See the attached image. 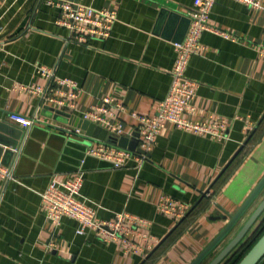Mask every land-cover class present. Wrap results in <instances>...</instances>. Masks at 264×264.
Masks as SVG:
<instances>
[{
  "label": "crops",
  "instance_id": "obj_1",
  "mask_svg": "<svg viewBox=\"0 0 264 264\" xmlns=\"http://www.w3.org/2000/svg\"><path fill=\"white\" fill-rule=\"evenodd\" d=\"M49 1L0 0V164L14 168L12 180L0 177V264H143L153 252L146 264H191L227 225L218 218L234 215L264 176V0H257L260 9L217 0L209 23L230 38L203 33L201 51L187 67V77L198 84L189 118L208 125L223 122L225 138L198 136L168 123L148 161L140 166L131 160L119 169L86 154L83 143L98 140L101 130L107 142L112 136L108 128L88 120L92 126L84 129L75 118L86 120L85 113L111 98L126 108L119 115L124 124L120 137L133 140L138 125L133 114L153 116L170 92L174 45L189 33L194 0ZM59 1L115 12L111 36L77 42L58 24ZM42 67L78 84L74 112L54 107L47 100L51 94L42 100L22 89L46 86ZM11 114L37 115L42 123L25 130L10 120ZM76 128L87 139L69 133ZM78 174L84 175L82 200L98 219L127 212L147 221L130 236L136 253L91 230L79 235L78 222L69 217L53 226L42 195L54 178ZM162 197L183 202L190 211L197 208L185 213L181 223L159 211ZM263 198L205 264L225 248Z\"/></svg>",
  "mask_w": 264,
  "mask_h": 264
},
{
  "label": "built area",
  "instance_id": "obj_2",
  "mask_svg": "<svg viewBox=\"0 0 264 264\" xmlns=\"http://www.w3.org/2000/svg\"><path fill=\"white\" fill-rule=\"evenodd\" d=\"M253 8L260 9L261 3L257 0H236ZM54 4L53 1H49ZM217 0H194V7L188 13L190 19L189 33L182 43L174 45L177 54L176 63L172 70V86L169 94L158 103L153 116H144L137 113L133 117L137 121L138 148L142 153L121 148L110 142H93L87 154L91 157L111 163L114 168H126L131 160L142 166L149 160L150 154L157 142V138L168 123L174 124L179 130L194 133L198 136H207L214 140L225 138L226 125L223 122L208 125L194 122L189 115L194 112L193 100L197 94L198 84L187 77V67L192 55L201 51V36L205 32H212L230 38L218 28L209 23V17ZM56 6L61 11L58 24L68 28L79 43L87 44L92 39L109 38L113 25L117 21L115 12L99 10L92 7L59 1ZM264 54V46L263 51ZM39 73L45 76L47 84L41 86H23L33 94L47 98L54 107L61 111L74 112L80 88L74 80L59 78L55 70L45 67L39 68ZM126 108L111 98H104L100 106H95L84 114V119L102 124L108 128L113 137L119 138L123 133L124 124L119 115L125 113ZM109 116V118L106 117ZM10 120L14 124L27 130L42 123L37 115L26 117L21 114H11ZM71 134H77L87 139L80 128ZM0 177L7 180L14 178V168H5L0 164ZM84 175L78 174L73 179L59 180L54 178L47 191L42 195L43 207L53 226L61 225L65 217L78 222L77 233L84 235L86 231H94L99 238L107 242H119L125 249L137 252V247L130 241V236L136 234L137 229L147 226V221L122 212L111 220H100L93 208L82 200ZM161 213L171 215L181 220L187 211V205L173 198L162 197L158 205Z\"/></svg>",
  "mask_w": 264,
  "mask_h": 264
},
{
  "label": "water",
  "instance_id": "obj_3",
  "mask_svg": "<svg viewBox=\"0 0 264 264\" xmlns=\"http://www.w3.org/2000/svg\"><path fill=\"white\" fill-rule=\"evenodd\" d=\"M57 114L70 117L72 118V120L74 117L69 114L63 113L61 111H58ZM75 121H76V126H82L84 129H86L88 126L91 125L88 120H81L75 118ZM98 129L101 130V128ZM97 138L98 140L96 141L90 140L83 142L86 145V154L88 148L92 145L93 141L99 143L106 140L107 138L106 131L101 130V135L97 136ZM107 142L118 145L121 148H127L131 151L142 153V150L138 148V135H136V137L133 140H129L126 137L116 138L110 136ZM13 146L15 147L16 144H13ZM209 192L210 190H208L204 194V197H207ZM263 194H264V176L234 215L232 216L225 215L221 218H218V219L226 220L227 225L191 264H205L206 262H208L209 259L213 256V254L223 244V242L226 241L231 236V234L239 225V223L242 221V219L255 206V204ZM263 216H264V198L261 200V202H259L257 207L252 212L251 216L248 218V220L245 222V224L242 226L239 232L231 239V241L225 246V248H223V250H221L218 253V255H216L208 264H226L228 260L231 259L236 249L240 245L244 244V241L246 240L248 235L251 233V231L257 225V223L260 220H262ZM238 264H264V234L250 248V250L245 254V256L239 261Z\"/></svg>",
  "mask_w": 264,
  "mask_h": 264
},
{
  "label": "trees",
  "instance_id": "obj_4",
  "mask_svg": "<svg viewBox=\"0 0 264 264\" xmlns=\"http://www.w3.org/2000/svg\"><path fill=\"white\" fill-rule=\"evenodd\" d=\"M252 137H253V134H252ZM252 137L248 139L247 144H249L251 141H252ZM245 145V146H246ZM245 146L242 147L236 154V156H234V158L231 160V162L226 166L225 170L222 172V174L220 175V177L222 175H224L228 169L230 168V166L232 165V163L241 155V153L244 151L245 149ZM219 177V178H220ZM218 178V179H219ZM197 208V206H195L194 208H192V210L190 211V214ZM189 214V215H190ZM188 215V216H189ZM187 216V217H188ZM184 220H181V223L183 222ZM180 223V224H181ZM264 234V216H263V219L261 221V223L259 224V226L256 228V230L251 234L248 235V237L246 238V240L244 241V244L240 245L236 251L233 253L231 259L228 260V262L226 264H238L239 261L245 256V254L250 250V248L257 242V240ZM169 238V237H168ZM167 238V239H168ZM166 239V240H167ZM156 252H153L150 254V256L148 257V259L150 260L153 255L155 254ZM147 260V261H149ZM147 261H145L143 264H146Z\"/></svg>",
  "mask_w": 264,
  "mask_h": 264
},
{
  "label": "rangeland",
  "instance_id": "obj_5",
  "mask_svg": "<svg viewBox=\"0 0 264 264\" xmlns=\"http://www.w3.org/2000/svg\"><path fill=\"white\" fill-rule=\"evenodd\" d=\"M227 127V126H226ZM208 196V195H207ZM190 212V207L187 205V211L186 213Z\"/></svg>",
  "mask_w": 264,
  "mask_h": 264
}]
</instances>
